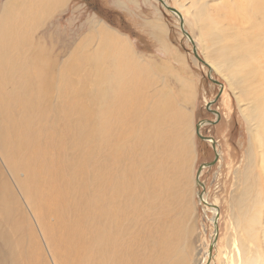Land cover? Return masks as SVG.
<instances>
[{
    "label": "rangeland",
    "instance_id": "1",
    "mask_svg": "<svg viewBox=\"0 0 264 264\" xmlns=\"http://www.w3.org/2000/svg\"><path fill=\"white\" fill-rule=\"evenodd\" d=\"M7 1L0 0V31L4 28L0 37L6 41L10 31L13 33L10 37L20 35L17 40L19 46L23 43L19 56L22 74L40 82L38 97L49 118L43 122H50L56 140H60L57 130L61 125L69 131V137L60 142L63 153L69 158L72 178L71 187L68 186L69 200L76 212L70 218L80 222L84 204L96 197L104 172L102 132L112 128L114 103L123 99L121 88L113 83H109L108 88L107 83L98 78L103 48L111 47L109 52L116 49L107 41L108 37L114 42L120 41L117 47L130 52L134 64L128 70L118 58L117 62H112V53L105 65H109L108 72L113 73L117 68L123 74L124 82L129 86L127 91L143 93L142 97L146 99L138 107H145L148 100L145 95L155 94L150 98L153 117H157L155 107L159 98L165 97L174 102V109L181 118L176 116V122L186 155L185 170L180 174V202L177 200V205L167 212L164 222L148 212L147 206L142 210L147 230L167 233L169 263L207 264L209 245L215 237L214 218L218 214V240L210 264H247L252 258L256 264H264L260 258L262 254L264 259V252L258 244L264 237V187L250 190L252 199L261 196V202L257 204L260 225L256 230L250 232L248 204L244 202L243 208L240 204L250 152L247 116L251 106H256L252 99L264 93V82L248 81L244 72L233 74L230 64L221 56L222 48L232 51L234 43L226 37L238 29L231 30L228 21L240 19L243 0H166L183 13L184 29L194 44L181 30L180 18L158 0H67L55 10L44 5L30 10L12 9L14 11L10 14L5 12ZM224 45H228L227 48ZM261 50L264 51L263 44ZM115 52L122 54L123 50ZM130 82L137 84L134 83L133 88ZM105 86L106 105L100 102ZM241 91H245L249 98L240 99ZM126 112L128 114L130 110ZM104 117L105 121L99 119ZM43 122H40L41 126H44ZM129 122L130 126L126 125L124 132L133 135L136 129L133 126H141L142 117L129 119ZM201 122V134L213 137L216 150L211 142L198 136L196 125ZM125 123L129 124L128 120ZM126 144H115L116 154H124L128 149ZM10 148L9 138L8 147L2 144L0 153L7 161L13 162ZM216 151L218 160L204 168L200 176L205 185L202 193L217 210L214 214L212 206L199 201L198 192L202 189L196 184V173L202 163L214 160ZM108 152L116 159V154L110 149ZM53 153L60 154L58 150ZM142 157L134 158L132 163L138 165ZM116 166L115 160L108 170H114ZM259 169L262 170L260 166ZM0 174L4 178L0 181V193L3 186L15 192L1 161ZM16 193L14 201L19 206H14L9 217L4 212L7 207L1 203L0 196V232L7 238L0 236V264H15L11 259L13 248L18 251L17 259L21 261L18 264L26 263L21 256L28 252L32 256L29 259L39 254V264H58L46 238L47 224L38 221L19 192ZM133 214L134 211L128 215ZM173 229L177 232L174 233Z\"/></svg>",
    "mask_w": 264,
    "mask_h": 264
},
{
    "label": "bare ground",
    "instance_id": "2",
    "mask_svg": "<svg viewBox=\"0 0 264 264\" xmlns=\"http://www.w3.org/2000/svg\"><path fill=\"white\" fill-rule=\"evenodd\" d=\"M66 1L8 0L5 4V12L10 14L14 11L12 9L30 10L44 5L55 10ZM243 1L240 19L237 22L228 21L231 30L238 29L226 37L234 43L232 51L222 48L221 56L230 64L233 74L244 72L248 81L264 82V51L261 50L262 44L264 46V0ZM165 3L169 5L166 0ZM174 14L180 20L183 18L184 21L182 12L181 16ZM6 22L12 24L10 20ZM1 30L0 33L4 31V28ZM8 35L9 38L6 41L0 37V128H2L0 129V146L4 144L8 147L10 138V149L13 150L15 161H7L2 153H0V161L6 170L7 179H10L13 184L11 187L19 192L36 219L47 224L46 238L49 240L58 264H170L167 233L162 230H147L143 223L144 211L142 214V210L147 206L148 212L154 213L164 222L167 212L173 209L179 200L178 194L182 184L180 174L185 170L186 154L182 145L183 141L179 139L181 133L176 116L181 118L174 109V102L160 97L155 107L157 117H153L150 107V98L155 97V94L145 95L148 97L145 107H138V104L146 99H143V93L127 91L129 86L124 82L123 74L117 68L113 73L108 72L109 65H105L109 59L107 57L112 53L111 59L114 60L112 62H117L118 58L128 70L134 64L130 52L126 48L117 47L120 41L114 42L107 37V41L109 40L116 49L109 52L111 47L103 48L100 54L102 59L100 58L98 78L107 83V86L113 83L121 88L120 96H123V99L116 100L114 103L116 106L114 105L115 118H113L112 128L102 132L104 143L101 162L104 172L96 197L91 198L92 202L84 204L80 222L72 220L70 215H74L76 210L72 208L69 200L68 186L71 187L72 180L69 175V158L63 153L60 142L69 137V131L61 125L57 130L60 140H56L55 131L50 122H43L49 118L38 97L40 82L22 74L23 65L19 56L22 55L23 43L19 46L17 37L20 35L10 37L13 36L12 31L8 32ZM112 35L115 38V34L112 33ZM117 38L121 40L118 35ZM111 44L108 45L111 46ZM117 49L123 50V53L115 52ZM254 50L259 52L260 56ZM134 83L136 82H130L133 88ZM107 86L104 90L102 89V100L100 99L102 104H105L107 100ZM250 90L252 93L251 88ZM241 97L249 98L245 91H241L240 99ZM126 100L128 103H125ZM252 100L256 101V106H251L247 116L251 133L250 152L249 156L247 155L249 161L246 175H244L246 176L245 186L241 190L240 198L242 208L244 202L248 204L247 211L251 216L252 227L250 232L260 225L257 219L259 216L257 204L261 202L259 195L252 199L250 190L264 187V93ZM126 110L130 112L125 114ZM139 117H142V125L133 126L136 127L133 135L128 132L126 134L124 131L127 128L126 125L130 126L129 119ZM105 118L99 119L105 121ZM127 120L129 124L125 123ZM39 121L43 122L44 126H41ZM90 129L94 130L91 126ZM119 142L127 143L126 149H128L124 154L119 152L116 154L114 151L115 144ZM108 149L116 154V159L112 158ZM54 150H58L60 154H54ZM139 156L143 157L138 165L133 164L132 160ZM115 160L117 166L114 170H108ZM117 172L120 173L115 175ZM2 179L4 178L0 177V181ZM16 191L13 192L3 186L0 193L1 203L7 207L4 211L7 217L11 216L14 206L19 204L14 201V197H17ZM200 201L201 203L207 201L205 194ZM204 204L211 203L207 201ZM210 208L216 214L215 207ZM132 211L134 214L129 217ZM173 226H175L174 223ZM173 232L177 231L173 229ZM0 236L2 239L6 237L3 232H0ZM150 242L153 244L151 245ZM258 244L264 252V237ZM15 249L17 248L11 251V259L13 263L18 264L21 261L17 259L18 251ZM28 253H25L23 257L20 255L21 260L26 262L20 264H39V254L29 259L31 255ZM260 258L264 261L262 254ZM247 264L256 263L252 258L248 259Z\"/></svg>",
    "mask_w": 264,
    "mask_h": 264
},
{
    "label": "water",
    "instance_id": "3",
    "mask_svg": "<svg viewBox=\"0 0 264 264\" xmlns=\"http://www.w3.org/2000/svg\"><path fill=\"white\" fill-rule=\"evenodd\" d=\"M158 2L161 3V4H164L165 7H166V9H168L169 11H171V12H173V13H177L179 16H181V14H180V12L177 10V8H175V7H173V6H170V5H167V4L165 3V0H158ZM181 30L184 32V34L187 36V38H189V40L194 44L193 39L191 38V35H190V34L184 29L183 19L181 20ZM194 53H195L196 57L199 58V55H198V53H197V51H196V48H194ZM199 59H200V58H199ZM216 82H217V81H216ZM217 83H219V82H217ZM219 84H220V83H219ZM202 124H203V123L201 122V123H199V124L196 125V132H197L198 136H199L200 138L204 139V140L211 141V144L213 145V147H215V150H216V143H215L214 139L211 138V137H207V136H204V135L201 134L200 129H201V125H202ZM218 158H219V154H218L217 151H216V155H215L214 160L209 161V162L202 163V164L199 166L198 170H197V173H196V184H197L198 186H200L201 189H202L200 192H198V197H199V199H200V198L203 199L202 191L205 190V185H204V184L201 182V180H200L201 172L203 171L204 168H206V167H210V166L214 165L215 162L218 160ZM201 199H200V200H201ZM200 200H199V201H200ZM204 203H207V201H206V202L204 201ZM208 205H211V204H208ZM217 222H218V214H217V217H216L215 220H214V226H215V227H214V228H215V239H214V241L209 245V260H208V263H207V264H210V262H211V260H212V258H213V253H212V252H213V250H214V248H215V246H216V244H217V236H218V231H219V227H218V223H217Z\"/></svg>",
    "mask_w": 264,
    "mask_h": 264
},
{
    "label": "crops",
    "instance_id": "4",
    "mask_svg": "<svg viewBox=\"0 0 264 264\" xmlns=\"http://www.w3.org/2000/svg\"><path fill=\"white\" fill-rule=\"evenodd\" d=\"M3 9H4V8L2 7V10H3ZM2 10H1V11H2ZM0 18H1V17H0Z\"/></svg>",
    "mask_w": 264,
    "mask_h": 264
}]
</instances>
